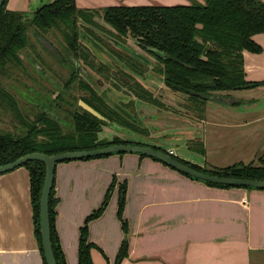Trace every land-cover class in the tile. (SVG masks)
<instances>
[{"label":"trees","instance_id":"obj_1","mask_svg":"<svg viewBox=\"0 0 264 264\" xmlns=\"http://www.w3.org/2000/svg\"><path fill=\"white\" fill-rule=\"evenodd\" d=\"M6 2L7 0H3L0 6V107L3 113H11L10 121L13 122L14 128L0 127V164L33 151L53 154L68 150L91 149L110 143L146 144L124 139L118 135H114L110 140L99 139L98 134L102 125L106 123L105 120L81 107L73 110L62 108L65 114L70 115L68 124L64 123L63 115L57 111L58 108L55 109V106L62 100L66 103L73 102L75 94L72 89L76 87L87 92L81 98L108 120H114L136 134L149 135V128L141 125L131 99L122 105L134 115L133 118H129L111 106L83 76L79 75L73 62L65 60V57L64 60L61 57L58 60L62 62V67L67 69V78L58 77L56 79L58 82L52 83L50 79L42 78L35 73L37 78L44 80L43 84L57 91L53 98H47V96L54 90L44 92L41 83V85L31 86L20 82L13 87L15 93L20 94V99L4 87L1 77H6L9 69H16L22 65L19 51L28 43L26 30L29 26H32L37 33L57 28L62 31L66 42L65 47L74 58H81L88 68L98 74L110 73V68L106 65L93 63L88 52L78 43V19L95 23L93 16L98 15L97 10L77 7L75 0H52L43 3L32 12H27L8 9ZM102 17L116 34L134 36L143 43L157 48L159 54L156 56L159 64L153 67L161 76L164 85L171 91L186 94L187 98L193 102L203 103L202 106L209 101L208 97L213 95L222 96L227 95L224 92L231 90L264 85V79L251 81L245 78L243 60V50L253 52L262 50L253 35L264 32L263 0H204L203 2L190 0L186 4L171 5L111 4L103 8ZM132 69L138 74H142L145 70L141 64H136V67ZM114 73L119 75V78L115 77L120 79L123 85H127L137 97L160 104L150 88L136 79L133 74L119 68H116ZM113 86L118 88L115 83ZM14 118L19 122L18 124L14 122ZM67 126L70 128L66 129ZM148 145L167 152L159 146ZM189 146L192 147L191 144ZM198 152L204 153V148L202 147ZM108 154L111 153L85 156L80 159ZM171 155L209 174L264 180L263 161L257 165L237 161L226 166L209 168L174 154ZM66 160L71 159L62 161ZM22 165L29 172L34 232L43 264H46L39 230V198L45 164L39 159H30ZM186 175L200 179L187 173ZM203 181L220 187H254ZM113 187L114 180L107 188L101 205L87 215L80 226L78 264H96L91 256V249L96 245L88 238V223L102 213ZM125 191L126 184L123 182L119 186L117 214L124 231L127 226L126 220L122 217ZM56 202L53 180L48 202L51 243L56 263L67 264L55 228ZM127 252L128 241L124 238L118 247L113 264H120L127 256Z\"/></svg>","mask_w":264,"mask_h":264},{"label":"crops","instance_id":"obj_2","mask_svg":"<svg viewBox=\"0 0 264 264\" xmlns=\"http://www.w3.org/2000/svg\"><path fill=\"white\" fill-rule=\"evenodd\" d=\"M50 1L7 0L6 8L32 12ZM189 2L75 0L77 7L98 9L111 4L171 5ZM253 38L262 50H243L245 78L260 81L264 79V32L254 34ZM155 79L158 81L143 79L142 83L150 87L154 95L165 97L167 87L159 86L163 84L162 80ZM161 93L163 95H159ZM224 93L227 95H221L230 104L249 101L238 96L232 100L229 91ZM207 109L223 112L208 104L206 114L203 113L200 118L203 124L208 122L206 117L211 118ZM151 120L156 121L155 118ZM234 120H222L215 124L217 127H239L238 133L233 134L237 145H240L241 138L247 136L252 143L256 126ZM181 127L177 128H199L201 134L190 140L178 136L161 138L154 144L166 150L173 149L174 155L200 166L232 164L230 159L214 157L210 152L213 148H210L211 144L214 141L216 145L221 144L222 138L228 137L229 133L221 132L218 138H213L211 134L214 130L217 132L215 125L204 126L200 130L201 124L197 121L190 128ZM241 130H247V133L241 134ZM250 130L252 137L249 136ZM154 132L152 130L151 134ZM113 135L106 139L110 140ZM118 136L151 142L134 133ZM191 140L198 145L201 143V146L190 149L186 142ZM202 147L204 153L198 152ZM252 151L246 161L255 154L254 149ZM113 180L114 189L108 204L99 216L88 223V238L96 245L91 249L96 264H113L124 238L128 241V252L120 264H264V188L209 185L137 152L57 162L54 173L57 199L55 228L67 264H78L80 226L86 216L100 205ZM123 182L126 191L122 217L127 223L126 231L117 214L119 186ZM0 264H43L34 232L29 172L23 165L0 173Z\"/></svg>","mask_w":264,"mask_h":264},{"label":"rangeland","instance_id":"obj_3","mask_svg":"<svg viewBox=\"0 0 264 264\" xmlns=\"http://www.w3.org/2000/svg\"><path fill=\"white\" fill-rule=\"evenodd\" d=\"M104 7L105 6H102L100 8L102 9ZM97 9L98 8H91V10H97ZM95 19H96L95 23L89 26L88 28H86L85 23H83L80 19H78V24H79L78 30L79 32H81L79 46L82 49H86V51L90 53L89 57L93 63L97 65V64H100L101 61H99L100 58H98V55L88 50V48H84L87 45L90 46V44L85 39L86 37L81 38V36H83L84 34L83 30H85L86 32H89L94 37H96L97 35L95 36L93 33L101 32L103 36H98V37H100V40L102 42L100 40L99 41L102 44H103V41L106 43H109L108 41H110V42H115L116 44H119L120 46L126 49H131L135 47V44L132 42L133 39H131L130 37H127L124 39L123 37L116 36L114 32H109L107 28H104L106 27V24L104 23V21H102L98 17ZM102 27L104 29H102ZM26 32H27L28 43L23 49L19 51L20 56L22 58V65L20 67H16V69H9L7 72L8 75L3 78L1 77L4 87L12 91L18 99H20V94L15 93V91L13 90V87H16V85L20 84V82L31 85V86L42 84L44 87L43 89L44 92L46 91L51 92L52 90H54L53 87H47L45 84H43L44 80H40L39 78H37V75L45 79H50L49 81H51L52 83L58 82L56 80L58 77L60 79L67 78L68 71L65 67H62V62H60L58 59H60L61 57L64 60V57H65V60H71L70 56H72L71 53L65 47L66 42L63 37L62 31L58 30L57 28H51L45 32L37 33L32 26H29ZM84 43H86L87 45L85 46ZM142 53L145 59H141L142 60L141 62H145L144 65L142 64L145 70L143 71L142 74H140V76L143 77L142 79L146 77L147 80L152 79V80L158 81L157 79H155V77H158L159 74L157 73L154 67L156 64H159V63L154 64L156 60L150 54L144 51H142ZM116 58H117L116 56L113 57V60H110L109 56L104 58L105 62L107 63L106 67L110 68V73L108 75L104 73L102 76L103 78H105L104 80L108 83L107 85L113 86V83H115L117 84V87H118L115 89H120L121 91L128 93L129 95L132 96V94L129 92L130 89L128 88V86L123 85L122 81L118 79L119 75H117V73H114L113 69L118 68V67L121 68L120 65L118 66L114 62V60L117 61ZM121 59H124V61H122ZM78 61H81V58L80 59L78 58ZM117 62H119L123 66V68H125L126 70H130L136 67V64H139V63H134V61L131 60L129 55L127 58V54L125 56L119 55ZM77 69L79 71L78 67ZM91 71H93V69ZM35 73L37 75H35ZM97 75L98 73H95V72L94 74L92 72L90 74V76L93 77L94 79L93 84L98 86L94 88L98 90L99 87L103 86L104 84H102L100 80H97ZM115 76L118 78H116ZM83 77H85L89 82H91V78L89 76L84 75ZM34 81L36 82L34 83ZM161 85L163 84L160 83L159 86ZM105 87L103 86V88L101 87L100 89L103 90ZM105 89H108V92H110L111 97H113L115 101L120 102L118 92L123 94L121 91L113 92V88H111V90H109V88H105ZM72 90L75 94V97L73 98V102L66 103L65 100H62L59 102V105L55 106V109L58 108L57 111L63 115V118H64L63 121L66 124H68L70 115L65 114L62 108L70 109V110H73L78 107L82 108V106L80 105V101H84V100L81 98V96L87 94L86 91L80 88L73 87ZM56 93H57L56 90H54L52 94L48 93L49 95L47 96V98L48 97L53 98V96H55ZM229 93L231 95V98L238 96L244 99H249V101L236 103V104H230L225 101L226 99L224 96L223 97L212 96V97H208V100L210 101H206L204 105L202 106L203 103L193 102V100H190L187 98L186 94L181 93V92H174L168 89L165 94V97L159 96L160 99H163V100L165 99L164 103H161L160 105H156L157 103L153 104L151 101L138 99L134 96L132 97L130 96L129 99H131L134 102L135 112H137L144 121H150L151 123H157L160 127H164V128H166L167 126L175 125L172 127H167L166 131L162 133L163 137L165 138L170 139V138H175L176 136H178V138L180 139L184 138L187 140L195 138L196 136H198V133L201 134V132L198 130L199 128H197L196 130L195 129L185 130V129H179L177 127L182 126L181 128H186V127L190 128L192 125L195 124L196 121L197 123L201 124L200 130H202L204 126L214 127L215 125V129L217 130V132L215 130L213 131V134H211L213 138H218L221 132L229 133V136L223 137L221 144L219 145H216L217 144L216 141H214V143L211 144L210 148L211 147L213 148L210 149V152L214 157L222 156V157L228 158V160L230 159L229 162L231 163L243 160L244 161V162L242 161L243 163L250 162L255 165L260 164L261 161L264 162V86L260 85V86H255V87L247 88V89L231 90L229 91ZM159 95H163V94L161 93ZM125 100H127V98H125ZM208 104L213 106L214 108L222 110L223 112H219L218 110L207 109L209 112L208 115H210L211 118H207L204 115L206 119H208V122L206 124H203L200 118L202 117L203 113L206 114L205 111H206V106ZM110 105L112 106V103H110ZM248 108L250 109L249 112H247ZM153 111L159 112L160 114L154 113ZM0 112H1L0 113V127L7 128V129H13L14 124L13 122L10 121L11 113L10 112L3 113L1 107H0ZM151 118L152 119L155 118L157 122L152 121ZM232 118L236 119L234 120V122H239V123L248 122L250 123V125L256 126V130H253L254 136L253 137L251 136V134L253 133L251 130L249 133V136L252 137V143L249 142L248 136H247L245 138H241L240 145H237V142L233 138V134L238 133L239 127H236V126H234L233 128L232 127H219V126L217 127L215 124L216 122L222 121V120H232ZM197 119H200V120H197ZM14 122H16V124L19 123L16 119L14 120ZM109 124L112 125L113 127L107 126V125L102 127L101 133L98 134L99 139L110 138V136H112L113 134H116V135L126 134L125 130L127 128L125 126L118 124L114 120L111 121V123ZM116 126H118L119 128L117 129ZM67 128H70V126H67L66 129ZM240 132L241 134L243 132L246 134L247 130H241ZM202 133H204V131H202ZM159 136L160 135L158 134L155 135V137H159ZM193 142H190V141L186 142V145L190 149L192 148L198 149V146L199 145L201 146V143L198 145V143H193ZM189 144H191L192 147L189 146ZM252 149H254L255 154L249 161H246L253 154ZM113 153H119V152H113ZM211 167H213V165L211 166L209 165V168ZM218 167H222V166H218ZM113 189L114 187L110 191L109 199H110ZM109 199H108V202H109Z\"/></svg>","mask_w":264,"mask_h":264},{"label":"water","instance_id":"obj_4","mask_svg":"<svg viewBox=\"0 0 264 264\" xmlns=\"http://www.w3.org/2000/svg\"><path fill=\"white\" fill-rule=\"evenodd\" d=\"M2 1L3 0H0V6L2 4ZM148 48L157 51V48L155 47H148ZM82 71L85 75L88 74L84 67H82ZM80 105L82 106L83 109L89 111L90 113L96 115L97 117L103 118L102 114H100L97 110H95L86 102L80 101ZM112 106L115 107L117 110H119L122 114L129 116V118H133V115L124 108L122 107L119 108L113 103ZM112 152L144 153L149 157H156L159 161H162L163 163L172 166L173 168L177 169L178 171H181L182 173L185 174L187 173L203 180H209L211 182L226 183L232 185H251L256 188H264L263 179L220 176V175L209 174L197 170L191 167L190 165L179 161L171 154L149 145H142L135 143H110L104 146H99L91 149L68 150L53 154H46L39 151L25 153L12 161L0 164V173L11 170L17 166H20L25 161L30 159H39L44 162L45 173H44V179H43L40 198H39V230L41 234V243H42V249L46 264H57L51 243L49 207H48L49 195L54 180L55 166L57 162H60L64 159H80L81 157H85V156H93V155L112 153Z\"/></svg>","mask_w":264,"mask_h":264},{"label":"flooded vegetation","instance_id":"obj_5","mask_svg":"<svg viewBox=\"0 0 264 264\" xmlns=\"http://www.w3.org/2000/svg\"><path fill=\"white\" fill-rule=\"evenodd\" d=\"M120 5H129V4H120ZM134 5H153V4H134ZM87 9H91V8H87ZM97 11H98V15H95V16H93V19L96 21V19L95 18H100L102 21H104V19H103V17H102V11H103V8L102 9H97ZM80 20L83 22V23H85L86 24V28H88L89 26H91L92 24H94V23H89V22H86L85 20H83V19H81L80 18ZM104 23L106 24V27H104V28H107V30L109 31V32H114V29L107 23V22H105L104 21ZM79 25V24H78ZM103 27H102V29H104ZM83 32H84V34H83V36H81V38H83V37H86L85 39L88 41V43L90 44V46H88L86 43H84L85 44V46L86 47H84V48H88V50H90L91 52H93V53H95L96 55H98V58H100L99 59V61H101V62H103V63H101L100 62V64H104V65H106L107 63L105 62V60H104V58H106L107 56H109L110 57V60H113V57L114 56H116L117 58V61H118V58H119V55H126L127 54V58H128V55H129V57L131 58V60L132 61H134V63H139V64H145V62H141L142 60L141 59H145V57H144V55H142L143 53H142V51H144V52H147L148 54H150L155 60H156V62L154 63V64H156V63H158V57L156 56V54H159V52H158V50L157 51H154V50H152V49H150V48H148V47H153V46H150V45H147V44H145V43H143L141 40H139V39H137L136 37H134V36H126V35H118V34H116L115 32H114V34L116 35V36H118V37H123L124 39L125 38H127V37H130L131 39H133L132 40V42L135 44V47L134 48H131V49H126V48H123L122 46H120L119 44H116L115 42H110V41H108L109 43H106V42H104L103 41V44L101 43L102 41L100 40V37H98V36H103V34L101 33V32H96V33H93L96 37H94L92 34H90L89 32H86L85 30H83ZM80 35H81V32H79V30H78V43H79V40H80ZM101 42H100V41ZM107 40V39H106ZM107 44V45H105V44ZM112 47V48H111ZM115 47V48H114ZM86 50V49H85ZM115 50V51H114ZM112 53H111V52ZM117 51V52H116ZM88 54H90L89 52H88ZM70 56V55H69ZM91 56V55H90ZM70 58H71V60H72V62H73V64L76 66V67H78L79 68V75H81V76H84L85 74L83 73V71H82V67H84L85 69H86V71H87V76H89L90 78H91V82H89L85 77V79L93 86V88L94 87H98V86H96V85H94L93 83V81H94V79H93V77H91L90 76V74H91V72L94 74V72L93 71H91L83 62H82V60L81 61H78V59H76V58H74V57H72V56H70ZM122 61H124V59H121ZM98 61V60H97ZM116 60H114V62L119 66H121V68L120 67H118L119 69H121V70H123V71H125V72H128V73H131V74H133L134 76H135V78L136 79H138V80H141V82L143 81V77L142 76H140V74H138L137 72H135V71H133V69H130V70H126L125 68H123V66L119 63V62H117ZM82 62V63H81ZM116 69V68H115ZM115 69H113L114 71H115ZM112 70V69H111ZM95 73H97V72H95ZM158 78H160L161 80H162V78H161V76L159 75L158 76ZM105 78H103V76L101 75V74H98L97 75V80H100L101 82H102V84H104L103 86L105 87V88H109V90H111V88H113V92H118V91H121L120 89H115V87L114 86H109V85H107L108 83L104 80ZM144 80H147V78L146 77H144ZM163 82V81H162ZM99 85H101V84H99ZM163 85H164V83H163ZM103 86H100L99 87V89L97 90L96 88H94V89H96V91L110 104V102H112L113 104H115L117 107H123V108H125L123 105H122V103H124L125 101H127L128 99H129V97L131 96V95H129L128 93H125V92H123V91H121L123 94H121L120 92H118V94H119V99H120V102H118V101H115L114 99H113V97H111V95H110V92H108V89H100L101 87L103 88ZM108 86V87H107ZM165 86V85H164ZM166 87V86H165ZM150 88V87H149ZM168 89V88H167ZM102 90V91H101ZM168 90H170V89H168ZM129 92L132 94V96H134V97H136V98H138V99H142V98H139V97H137L135 94H133L130 90H129ZM131 96V97H132ZM153 96L154 97H156L157 98V100L160 102V104L161 103H164V102H162L161 101V99L159 98V96H157V95H154V93H153ZM213 96H216V95H213ZM220 97H223V96H220ZM125 98H127V100H125ZM87 103V102H86ZM153 103V102H152ZM157 103V102H156ZM156 103H153V104H156ZM88 104V103H87ZM160 104H156V105H160ZM91 106V105H90ZM92 107V106H91ZM134 107V106H133ZM95 109V108H94ZM134 109H135V107H134ZM96 110V109H95ZM125 110H127L126 108H125ZM98 111V110H97ZM118 111V110H117ZM99 112V111H98ZM100 113V112H99ZM157 113H159V112H157ZM101 114V113H100ZM132 114V113H131ZM136 114H137V117H138V119L140 120V122H141V125H143V126H145V127H147V128H149V135L148 136H143V135H139V134H136V133H134V132H132V131H130V130H128V129H126L125 130V132L126 133H134L135 135H137V136H139V137H141V138H144L145 140H150L151 142H147V141H143V140H135V139H128V140H134V141H140V142H143V143H146V144H142V145H148V144H153V145H156V144H154L155 142H160V139L161 138H165V137H163V135H162V133H164V131H166V128L167 127H172V126H175V125H171V126H167L166 128H164V127H160L158 124H152L150 121H144L143 119H142V117H140V115L136 112ZM160 114V113H159ZM96 116V115H95ZM134 116V115H133ZM143 116V115H142ZM100 119H103V120H105V124H103V125H107V126H112V125H110L109 123H111V121L110 120H108L104 115H103V118H100ZM103 125H102V127H103ZM113 127V126H112ZM117 127V129L119 128L118 126H116ZM102 129V128H101ZM152 130H154L155 132L153 133V134H151V131ZM157 132V133H156ZM156 134H158V135H160L159 137H155V135ZM121 137V136H120ZM121 138H123V137H121ZM125 139V138H124ZM193 142V141H192ZM150 146V145H149ZM156 146H159V145H156ZM159 147H161V146H159ZM161 148H163V149H165L164 147H161ZM166 150V149H165ZM167 152H168V149L166 150Z\"/></svg>","mask_w":264,"mask_h":264},{"label":"built area","instance_id":"obj_6","mask_svg":"<svg viewBox=\"0 0 264 264\" xmlns=\"http://www.w3.org/2000/svg\"><path fill=\"white\" fill-rule=\"evenodd\" d=\"M168 153H169V154H173V153H174L173 149H169V150H168Z\"/></svg>","mask_w":264,"mask_h":264}]
</instances>
